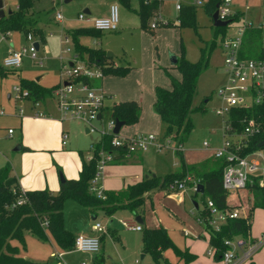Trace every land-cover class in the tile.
<instances>
[{
	"label": "rangeland",
	"instance_id": "1",
	"mask_svg": "<svg viewBox=\"0 0 264 264\" xmlns=\"http://www.w3.org/2000/svg\"><path fill=\"white\" fill-rule=\"evenodd\" d=\"M110 1L111 0H31L30 6H27L25 16L28 17L29 22L25 25L28 27L25 32L29 30L27 32H31L34 39H39L41 41L39 48L37 49V54L41 57V62L33 59L29 54H25L19 67L16 69L4 67L3 74H0V82H2V88L0 89V110H3L4 112L0 113V167L9 163V172L13 169L18 171L19 175L20 173L32 175L33 173L38 172V174H44L45 177L50 175V172H54L60 177V171L65 175L69 166L76 164L78 167L80 160L77 147L83 148L85 152V148H87L90 140L97 136V133H86L84 131V125L81 122L69 120L63 121V129H66L69 132V143L65 149L55 151V149L51 148L47 153L44 152L41 154L36 152V150H30L29 148L14 151L11 150L18 142V136L21 134L22 130L20 122L21 117L17 115L15 111H17L19 107H23L25 113H27L30 111L29 103H31L30 100L23 99L24 96L17 94L13 90V86L17 84L21 85L22 80L27 81L29 84L21 86L28 88L32 92V95L30 96L33 98L35 95L31 85L34 84V82L37 83L40 87L45 89V101H47V105L49 106V110L53 113V116H57L58 114L55 104L49 98V94L50 91L62 80V60H66L70 57L74 46L73 42L67 44L62 42V32L64 31H62V29L64 28L71 31L73 28H83V26L86 25V22L77 18L78 13L83 10L85 6L90 7L92 14L102 13L106 10ZM176 1L177 0H161V14L163 16H170V18H172L171 20H174L175 16H171H173V13L175 14L174 7ZM178 1H180L182 6L184 5L180 10L181 13L186 8L193 7L194 25H177L181 28L180 33H177L180 38H174V44H172L171 37L167 34L164 38L154 34L155 36H152V40H149L148 45H151L154 48V44L157 43L161 56H165L167 49L172 47V45H176L178 46V50L190 60L199 59L201 56V49H204V55L207 57V68L198 78L196 93L194 96V104H197L201 108L192 112L191 119L193 122V128L181 145L183 152H185L190 159H200L212 152L214 147L220 146L222 142V120L220 116L215 113L214 109L220 102L216 89L222 84V80H224L223 51L219 45L216 44V46H212L211 43L215 40L218 42V40L222 38L223 30L220 29L215 32L211 15L207 9L209 0H202V3L197 4L196 6L191 4L194 0ZM117 2L120 17V29H118V31L85 32L83 34L77 33V40L90 47L101 45L106 52L112 51L113 53H116L115 56L112 57L118 59L119 64H131L138 67L142 63L141 37L138 35L139 31L137 30V34L136 29L132 27H135L136 23H139V21L137 15L133 11L126 8H124L125 11L122 10V7L124 6L120 4L121 1L117 0ZM136 2V0H131L130 6H135ZM245 4H247V8L244 7ZM231 5L233 7L239 6L240 8H245L246 19L252 18L254 22L257 20H263L262 15L264 5L262 0H232ZM2 7L5 11V15H8L11 11L18 8V0H2ZM58 10L63 15L61 20L55 19V12ZM178 15L179 12L177 16ZM152 20H155V18L149 16L147 25L148 28L155 29V27L150 26ZM241 22V19L232 20L225 26L224 30L226 32L233 31L234 27ZM172 23L173 22L171 21L169 25L171 26ZM159 26L161 25L157 23L156 27ZM175 33L176 31H174V34ZM25 35L26 34L22 28H11L6 32V35L0 31V64L8 47L20 50L22 46H29ZM64 46H69V50L63 51L62 49ZM159 59L161 61L162 58L159 57ZM111 61L112 59L107 60L103 57V63H101L104 65V71L106 68H112L114 66ZM157 62L162 65V61ZM141 68H137V70H148L147 67ZM169 70L175 74L179 72L175 65L169 67ZM140 78L142 77L132 75L130 80L125 84L126 88L121 87L119 90L133 89L137 86V81H139V86L142 90V104L140 106L137 121H139L142 126L152 125L153 128L159 129V131L163 133L164 125L161 121L153 118L151 115L152 94L150 89L141 82ZM157 78L159 80L163 79L160 72L158 73ZM96 82H99V79L96 80ZM9 93L11 94L10 97H8ZM43 105L44 104L42 103L41 107H43ZM111 115L112 112L109 109L105 112L104 118L106 117L107 119ZM133 123L134 122H128L119 130V133L122 134L124 131L132 129L134 126ZM8 128H11L14 131L9 133ZM37 131H39V129L36 127L31 129L27 128L25 134L21 137L20 142L25 145H29L27 143H30V145L35 148L39 144L48 143V139H43L37 136ZM204 139L210 143L211 148H207L202 144ZM238 139L239 141H242V135L238 136ZM174 146H176V144L175 141L172 140V142H169V147L161 152H157L151 148L143 152L144 163L148 169L152 168V173L159 177H163L181 167V162L173 151ZM213 160L215 159L213 158V155H211L206 159L207 164L211 166ZM175 161L177 163H175ZM192 181H194V178L187 180L186 186ZM159 198H153V209L156 211V208L158 207L159 213L163 215L164 220L169 223L172 222V219L170 220L163 211L167 206L177 212H180L181 210L185 211L187 213L186 215L189 216L191 220L194 219L191 214L193 198L203 204L200 211L205 208L204 202L206 197L201 193L194 195L193 198L185 193L184 198L179 202L165 195H162ZM64 201L67 216L72 219L76 215V210H74V199L67 197ZM97 218L104 226H107L108 219L105 220L101 212L98 214ZM186 225L188 226L189 224ZM189 227L191 226L189 225ZM176 229L180 235L177 240L182 242L186 237L182 231L183 228L175 227L174 232L177 234ZM123 234L129 240H133L136 236V233L133 231H123ZM263 235L264 209L258 206L253 211L251 230L249 235L245 238L259 240ZM105 236V254L109 255L106 264L129 263L133 257H124L125 251L122 249L123 247L119 240L115 238L109 239L108 233H106ZM13 243L24 248L23 241L16 239L13 240ZM27 245L29 248H32L31 245ZM175 245L177 246L176 243ZM198 246L201 249V253H203V251L205 252L206 249L210 247L208 243L202 239L199 240ZM173 254L174 256L177 255L173 247H170L165 252V255L170 261L173 259ZM253 258L256 264H264V243L253 253ZM143 263L156 264L149 254L145 255Z\"/></svg>",
	"mask_w": 264,
	"mask_h": 264
},
{
	"label": "trees",
	"instance_id": "2",
	"mask_svg": "<svg viewBox=\"0 0 264 264\" xmlns=\"http://www.w3.org/2000/svg\"><path fill=\"white\" fill-rule=\"evenodd\" d=\"M221 1L209 0L207 4L209 14L217 8L218 5L216 6V4H219ZM160 3L161 0H140L138 15L143 27H146L149 16L154 18L158 16ZM30 4L31 0H18V8L0 18V31L6 35V32L11 28L26 30L28 27L25 25L28 24L29 20L25 16V11ZM177 17L179 18L176 24L178 26L182 24L194 25L193 7L186 8ZM170 23L171 21L167 20L164 25H169ZM214 29L215 32L220 29L224 31L225 27L214 26ZM69 32L73 39L76 53L81 57L84 56L86 60L89 59L99 65L103 73L123 75L128 71L127 67L122 66L108 67L104 71L102 59L106 57L105 52L89 47L77 40V33L93 32L90 28L77 27L71 29ZM211 45L214 46V41ZM176 66L181 74L180 79L173 77L163 67L165 74L170 78V85L168 87L162 85L155 86L153 111L164 125L162 135L168 136L175 141L176 146H174V151L181 162L182 171L192 172L197 176L198 182L202 183L204 188L201 194L204 197L211 198L218 207L223 208L231 194H238L239 190L245 188L229 191L223 188L222 167L224 160L222 158L213 160L211 166L206 161L203 164L204 167L200 168L192 164H186L181 150L182 143L193 128L191 114L193 111L201 108L197 104H194V96L198 78L207 68V57L204 55V49H201V56L197 60H190L181 53L177 58ZM0 74H3L2 68H0ZM83 78L85 79V77ZM22 83L29 84L25 80H22ZM31 86L36 99L44 96V88L35 82ZM109 109L115 118L128 123L137 121L140 106L134 99L113 100L109 104ZM250 118L259 124V131L243 136V141L239 148L241 154L257 148H261L264 151V144L258 146V143L264 139V102L233 108L230 112L232 128L239 134ZM101 140L105 148L112 147L108 135H104ZM22 147L26 149L25 146ZM95 161V156L90 160L83 159L78 177H64V180L60 182L59 189L55 192L47 187L25 189L26 200L14 208L10 207V203L15 199L13 189L18 187L17 181L12 185H5V180L9 176V163L0 167V264H54L49 261L32 260L18 254V247L13 243V240L17 239L24 242L26 231H30L42 239L47 237L48 231L60 247H72L75 236L64 226L63 204L67 197L90 207L93 211L100 208L110 214L112 210L124 207L137 211L143 203L144 193L149 189L156 186H164L169 180L186 175L169 173L163 177H159L157 175L149 176L145 174L140 181L130 184L125 188L114 191L107 190L105 197L101 198L89 189V181L94 174ZM262 192L261 188H255L254 186L252 190H248V195L242 198L248 202H241L245 207L246 217L228 218L219 230L209 228V243L215 246L214 257L216 259L220 257L222 251L226 248V245L223 243L224 238H231L235 235L243 237L249 235L251 210L257 205L264 208V196ZM200 213L204 218L207 216L205 208ZM44 220L47 221L46 225L44 224ZM142 241V250L148 252L156 264H159L162 258V251L168 247H173L176 254L181 256L185 261L193 258L192 253L188 252V250H181L172 242L163 226L145 227L142 231Z\"/></svg>",
	"mask_w": 264,
	"mask_h": 264
},
{
	"label": "built area",
	"instance_id": "3",
	"mask_svg": "<svg viewBox=\"0 0 264 264\" xmlns=\"http://www.w3.org/2000/svg\"><path fill=\"white\" fill-rule=\"evenodd\" d=\"M232 0H222L217 6L218 17L220 19L232 20L241 19L242 22L233 31L223 33L222 38L218 40V45L223 51L224 62V81L216 89L220 98L219 104L215 107V113L222 120V142L220 146L215 147L213 155L216 158H222L224 165L222 167V185L227 191L248 186L264 187V151L261 148L254 149L245 154H241L239 148L242 141L236 139V136H246L259 131V124L252 118L248 119L242 131L239 133L232 128L230 121V112L233 108L245 107L255 103L264 102V9L263 20L253 21L252 18L246 19L243 10L231 5ZM263 5H264V0ZM194 4H201L202 0H194ZM182 4L176 1V9L179 10ZM247 8V5L245 6ZM62 13L56 12V18L61 19ZM83 19L99 30H114L118 25V5L111 3L109 12L106 16H89L84 11L78 14ZM167 19L162 18L160 12L155 20L150 22L151 27H156L157 23L163 25ZM179 18H176V22ZM257 31V32H253ZM62 42L71 43L72 39L68 34H62ZM30 40L29 46H22L20 50L10 49L3 57L2 65L15 68L21 64L22 57L29 54L30 57L41 62V57L37 54V46L30 32L26 33ZM250 38V39H249ZM250 40V41H249ZM63 51L69 50V46H64ZM103 75L102 68L94 63L89 64L86 61L74 55L66 60H62V80L56 85L51 93L55 97L59 116L63 118H72L82 122L88 133H97V136L90 142L91 153L87 160L95 156L94 174L89 181V189L97 196L104 198L105 192L99 184L101 174L105 165L116 157L123 159L130 154L146 150L154 146L157 149L169 146V137L158 134L155 131L137 132L131 135H122L113 131L116 119L113 115L104 118L103 108L105 106L106 95L101 88L93 83V79L100 78ZM85 77V79L83 78ZM13 90L24 97L31 95L28 88L17 84ZM40 104L39 99H34L33 105L37 107ZM3 110H1L2 112ZM19 108V112H22ZM36 114L41 113L38 109ZM101 114L98 117V114ZM11 133L12 129L9 128ZM104 135L110 137L112 147L105 148L101 138ZM66 138V134H63ZM62 142H65L64 140ZM205 146L209 145L207 140H203ZM175 148V147H174ZM96 152V153H95ZM192 178L185 175L180 178H173L166 183L168 192L181 193L186 188L187 180ZM193 190L197 189L198 181H192ZM15 199L10 203L14 208L26 200L25 189L18 186L13 189ZM207 216L204 218L199 212L198 221L213 230H219L221 225L228 218L246 217L245 207L242 203L225 202V207H218L211 198H207L204 205ZM47 221L44 220L46 225ZM124 225L141 229V225L131 224L124 221ZM93 228L98 231H104V225L95 221ZM263 240H251L241 235H235L231 238H224L223 243L226 248L222 251L220 257L216 259L215 264H242L250 258L251 254L263 243ZM244 245L240 251L237 247ZM73 247L87 252H97L100 248V239L97 235L78 234L74 238ZM207 254L214 255L215 246L210 245ZM82 264H89L82 262ZM132 264H142L139 258H136Z\"/></svg>",
	"mask_w": 264,
	"mask_h": 264
},
{
	"label": "crops",
	"instance_id": "4",
	"mask_svg": "<svg viewBox=\"0 0 264 264\" xmlns=\"http://www.w3.org/2000/svg\"><path fill=\"white\" fill-rule=\"evenodd\" d=\"M120 1H121L120 4L122 6H124V7H122V10L125 11L124 8H126V9L133 11L137 15L139 23L137 22L138 24L136 23L135 27L133 26L132 28L136 29V32L138 30L139 34H138V32H137V34L140 35V37H141L142 63L138 67H136L135 65H131V64H128V65L119 64V62H118L119 60L116 58L114 59L112 57V56H115L116 53H113L112 51L106 52V50L103 49V47L101 45H100L101 47L100 46L92 47V48L98 49L99 51L103 50L106 54L105 58L107 60L112 59L111 63L114 66H122V67L128 68V71L126 72V74L117 75V74L108 73V74H103L100 78H95L92 80L93 83L95 85L99 86L101 88V90L104 92V94L106 95L105 106L103 108L102 113L104 116L105 112L109 110L110 102L113 100L134 99L137 101L138 105L141 106V104H142V90L140 89V86H139L140 82L139 81H137L138 82L137 86L133 89L119 90L121 87L126 88L125 84H126V82H128V80H130V77L132 75H137L139 77H142V78H140L141 82H143L150 89V92L152 94L151 115L153 118H156L159 120L158 115L153 111V102L155 99L154 89H155L156 85H162V86H166V87H168L170 85V78L165 74L163 67L166 68V70L173 77H175L177 79L181 78L180 71L177 74H175L169 70V67L174 66V65L176 66V62L175 63L171 62V59H170L171 55H175L178 58L181 55V52L178 50V46L172 45V47H170L171 49L170 48L167 49L165 56L164 55L161 56L158 44L155 43L154 48H153L151 45H148V43H149V40H152V36H155V35L156 36H162L164 38L165 35L167 34L168 36L171 37L172 44H174V41H173L174 38H178V39L180 38L178 36V34L180 33L181 28L176 25L177 24L176 18H177L178 12H179V14L181 13L180 10L182 9V7L184 5L181 6V8L179 10H177L176 7H174L175 14L173 13V16H171V17L175 16V19L171 20L172 18H170V16H166V15L163 16L161 14L162 13V11H161L162 10L161 9L162 4L160 3L159 11H160L161 17L165 18L167 20L170 19V21H172L173 23L171 24V26L163 24L159 27H155V29H151V28H148V25H146V27H143L141 24V21H140L139 15H138L140 0H136L137 2H136L135 6H130L131 0H120ZM111 3H116L118 5L117 0H111L108 4V7L106 8V10L102 13L92 14L89 6H85L83 8V10H81L80 12L84 11L89 16H106L109 12V7H110ZM191 4H193L195 6L197 5V4H194L193 2ZM175 5H176V3H175ZM246 5L247 4H245V6ZM237 8H240V7L238 6ZM245 8H240L241 10H243L244 16L246 14ZM118 14H119V6H118ZM77 18L79 20H83V19H80L78 17V15H77ZM55 19L61 20V19L56 18V12H55ZM119 19H120V17L118 18L117 28L114 30L96 29L93 26H91V24L89 22H87L85 20H83V21L86 22V25H84L83 28H90L91 31L93 30V32H104V31L110 32V31H115V30L118 31V29H120ZM37 21H38V18H37ZM147 23H148V21H147ZM23 31L26 34V32L29 30H27L26 32H25V30H23ZM62 31H63L62 34H68L71 37V35L69 34L70 32L68 30L63 28ZM174 31H176L175 34H174ZM222 32L225 33V30ZM25 37H26V35H25ZM26 39H27L28 44H29L30 40L27 37H26ZM33 39H34V37H33ZM71 39H72V37H71ZM34 41L37 42V49H38L41 41L39 39H37V40L34 39ZM72 42H73V39H72ZM216 44L218 45V42L215 40L214 45L216 46ZM10 49H13V48L8 47L5 51L4 56L10 51ZM74 55H77L79 58H81L82 60L86 61L89 64L94 63V62L90 61L89 59L86 60V58L84 56L83 57L79 56L75 51V47L73 46V52L70 54V57H72ZM159 57L162 58L161 59L162 65H160V63L157 62V61L161 62ZM156 58H157V60H156ZM95 65H97V64H95ZM148 65H149V67H148ZM97 66H99V65H97ZM4 67L5 66H3L2 62H1L0 68L4 69ZM141 67H144V68L147 67L148 70H145V71L144 70L143 71L137 70V68H141ZM16 68L17 67H15L13 69H16ZM159 72L163 76L162 80H159L157 78V75ZM127 75H130V76H127ZM98 79H99V82H96V80H98ZM222 81H224V80H222ZM21 85L25 86L23 83H21ZM1 88H2V82H0V89ZM118 91H119V93H118ZM31 95H32V92H31ZM10 96H11V94L9 93L8 97H10ZM49 98L55 104L57 114H58L57 116H53V113L49 110V106L47 105V101H45V96L38 98L40 100V104L37 107H35L33 105V101H34V99H36L35 97H33V98H31V96L23 97V99L30 100V102H31V103H29L30 111L25 113V110L23 107H21L23 110L22 112H19L20 107L17 109V111H15V113L21 117L20 122H21L22 130H21V134L18 136V142L15 144L14 147H12L11 150H13V151L14 150H22V149H25L22 146H25L26 149L29 148L30 150H34V151L36 150V152L41 154L44 152L47 153V151H49L51 148L55 149V151H60V149L67 148L66 146L69 143V138H68L69 132H68V130L63 129V121H65V120L75 121V122H80V121H78L76 119H72V118L61 119L59 116V111L57 109L55 97L52 95L51 92L49 94ZM42 103L44 104L43 105L44 108L41 107ZM36 109H38L41 113L36 114L35 113ZM0 113H4V112L3 111L1 112V110H0ZM126 124L127 123H124L120 127V129L122 127H124ZM133 124H134L133 128L130 130L124 131L122 133V135H131V134H134L137 132H148V131H155L159 135L162 134L159 131V129L153 128L152 125L142 126L139 121H136ZM34 127L39 129V131H37V133H36L37 136H39L40 138H43V139H48V143L39 144L35 148L32 145H30V143H27L29 145H25V144L20 142L21 137L23 136V134H25V130L27 128L31 129ZM86 129L87 128L84 125V131L85 132H86ZM13 131L14 130H12V132ZM86 133H88V131ZM118 133H119V131H118ZM63 134H66L65 139L63 138ZM236 139H238V137ZM63 140L65 142H62ZM91 140H90V142H91ZM204 140H206V139H204ZM90 142H89L87 148H85V152H84L83 148L77 147V150L79 153V160H80L79 165H78V167L76 164L69 166L67 168V171L65 172V175L63 174L64 177L65 176L67 178H77L78 177L79 171H80L81 165H82V158L87 160L88 155L91 153ZM169 142H172L171 138L169 139ZM202 144H203V141H202ZM168 147L169 146H167L165 148L157 149L154 146H151L149 148H151L157 152H161L164 149H167ZM205 147L211 148L210 143H209V145H207ZM149 148H147V149H149ZM214 149H215V147L212 149V152H210L209 154H207L204 157H201L200 159H190L188 157V155L185 154V152H183V148H181L182 153H183V159H184L185 163L186 164H192V165H195V166L200 167V168L204 167L203 164L206 162V159L208 157H210L211 155H213ZM146 150L134 152V153L130 154L128 157H124L123 159L116 157L114 160L108 162L105 165V167L103 168L101 178L99 181V184L101 185V188L104 190V192H106L107 190H113L114 191V190H119V189L125 188L126 186H128L130 184H134V183L140 181L145 176V174H148L149 176L155 175L151 171L152 168L148 169V167L144 163V153L143 152H145ZM213 158L217 159L216 157H214V155H213ZM175 163H177V162L175 161ZM14 171H15L14 169L12 171H10L9 176L16 177L17 185L24 188V189H35V188L47 187L54 192L59 189L60 182H61L60 177H58L54 172H50V175L45 177L44 174H38V172L33 173L32 175H25L23 173H20V175H19L18 171H15V172ZM179 173L189 175L192 179L194 178L195 181H198L197 176H195L192 172H188V171L183 172L181 167L177 168L174 172H172V174H174V175H177ZM192 183L193 182L188 184L186 186L185 190L181 193L168 192L166 187H165L166 185L156 186V187L149 189L146 193H144L143 203L140 206V209L137 211L131 210L127 207L126 208L124 207V208H116V209L112 210V213L108 214L104 209L97 208V209H94V211H93L90 207L84 206V205L78 203L76 200H74V210H76L75 211L76 215L72 219H70L67 216V210L65 208V201H64V204H63L64 226L68 230H70L74 236H76L78 234L97 235L100 239V248L97 252L82 251V250L75 249L73 246L70 248H62L58 245V243L56 242V240L54 239L52 234L48 231H47V237L44 239L36 236L35 234L31 233L30 231H26L25 235H24L25 241L23 243L24 248L18 246L16 243H14V244L17 245V247H18V254H20L23 257H26V258H29L32 260H36V261H49V262L54 263V264H82V262H88L89 264H106L109 255L105 254L106 253V249H105V246H106L105 237L106 236L105 235H106V233H108L109 239L115 238V239L119 240V242L121 243V245L123 247L122 249L125 251L124 257H129V258L133 257L131 259V261L127 264H132L136 258H139L141 260V263L144 264L143 258L145 257L146 254H149V253L146 251L144 252L142 250L143 249L142 231L145 227L153 228V227L163 226L166 229V231H167L170 239L172 240V242L174 244L176 243L177 247L180 248L181 250H188V252L192 253L193 258L189 261H185L181 256H178V255L174 256V254H173V259H172V261H170L169 258L165 255L166 250L170 248V247H168L162 251V258L160 259L159 264H215L216 258L214 257V255L213 256L209 255L206 252L208 248L206 249L205 252L203 251V253H201V249L198 246V242L200 239L206 241L209 246L211 244L209 243V228H208V226H206L203 223H201L200 221H198V217H197V215L200 212V208L202 207L203 204L193 198L194 195H196L198 193H202V192H199L197 190H193ZM250 188L253 189L254 186H248L243 190H239L238 194L237 193L231 194L226 201H228L229 203L246 202L242 198L244 196L248 195V190H252ZM255 188H261L263 190L262 193L264 196V187L255 186ZM185 193H187L189 196H192V198H193L192 199L193 205H192V209H191V214L193 215V218H194L193 220H191V218L186 215L187 213L185 211L181 210L180 212H177V211H174L173 209H171L167 206V208H165L166 211L165 210H163V211L165 212L166 216L170 218V220L172 219V222L169 223V222L165 221L163 218V215H161L159 213L158 207L156 208V211H155V209H153V204H154L153 198H159L162 195H165V196L171 197L172 199H175L176 201L179 202L184 198ZM207 198H209V197H206V199ZM206 199H205V201H206ZM194 202H196V204ZM246 203H248V202H246ZM204 205H205V202H204ZM258 206H260V205H257L256 207H258ZM256 207H254L251 210V223H252V219H253V211ZM100 212L102 213L105 220L108 219L107 226L106 225L104 226L105 227L104 231H98V230H95L93 228V224L95 221L101 222L97 218V216ZM93 214H94V217H92ZM139 217H140V220H139ZM95 218H97V219H95ZM93 220H95V221H93ZM124 221H127L128 223H131V224L138 223L141 225L142 228L141 229L130 228V227L124 225ZM186 224H189L191 227H189V225L187 226ZM175 227H182L183 228L182 231L186 237L183 239L182 242H179L177 240V238H179L180 235L178 234L177 229H176L177 234L174 232ZM250 230H251V227H250ZM123 231H133L136 233V236L133 240H129L124 236ZM263 237H264V235H263ZM263 237L259 240H263ZM198 238H200V239H198ZM254 238H258V237H254ZM251 240H257V239H251ZM263 243H264V241H263ZM27 244L31 245L32 248H29ZM261 245L255 251H257L261 247ZM243 247H244V245L237 247L236 251L239 252L240 249ZM253 253L251 254L250 258L247 259L242 264H256V262L254 261V258H253ZM138 254H139V256H138ZM149 256H150V254H149Z\"/></svg>",
	"mask_w": 264,
	"mask_h": 264
},
{
	"label": "water",
	"instance_id": "5",
	"mask_svg": "<svg viewBox=\"0 0 264 264\" xmlns=\"http://www.w3.org/2000/svg\"><path fill=\"white\" fill-rule=\"evenodd\" d=\"M218 4H216L217 6ZM5 15V11L3 10L2 8V0H0V18L3 17ZM211 17H212V21H213V25L215 26H225L227 25V23L229 22V19H220L218 17V12H217V9H215L212 14H211ZM35 45L37 46V42H35ZM171 59V62L172 63H175L177 61V57L175 55H171L170 57ZM100 116V113L98 114V117ZM125 123L124 120H121V119H118L116 118V122H115V126H114V129L113 131L115 133H117L120 129V127ZM86 132H87V129H86ZM264 144V139H262L259 143H258V146H262ZM18 147V146H17ZM64 180V175L63 173L60 171V181H63ZM17 181L16 177L14 176H8L5 180V185H12L14 184L15 182ZM197 191L199 192H203L204 188H203V184L202 183H198L197 184ZM196 204V202H194ZM92 217H94V214L92 215ZM139 220H140V217H139Z\"/></svg>",
	"mask_w": 264,
	"mask_h": 264
}]
</instances>
